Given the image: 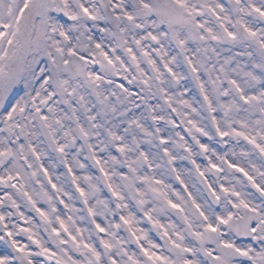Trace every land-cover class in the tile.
<instances>
[{
    "label": "rangeland",
    "instance_id": "1",
    "mask_svg": "<svg viewBox=\"0 0 264 264\" xmlns=\"http://www.w3.org/2000/svg\"><path fill=\"white\" fill-rule=\"evenodd\" d=\"M180 1L185 21L170 32L155 28L140 6L134 19L116 6L125 16L110 27L95 0H0L4 226L14 235L30 226L38 238L30 212L39 213L59 251L53 264L89 263L88 247L77 257L58 244L74 234L72 219L84 234L86 218L96 244L105 241L120 264L117 220L135 211L150 221L165 217L172 178L195 168L190 155L218 159L227 148L242 164L234 167L243 173L238 203L264 211V0H241L238 18L256 33L255 44L236 36V17L220 0ZM71 52L103 54L115 71L104 75L106 83L92 66L69 73L59 62ZM62 224L67 229L56 233ZM253 235L260 243L252 248L255 264H264L262 222ZM9 243L0 240V264H16Z\"/></svg>",
    "mask_w": 264,
    "mask_h": 264
},
{
    "label": "flooded vegetation",
    "instance_id": "2",
    "mask_svg": "<svg viewBox=\"0 0 264 264\" xmlns=\"http://www.w3.org/2000/svg\"><path fill=\"white\" fill-rule=\"evenodd\" d=\"M114 2L119 7L124 4L125 9L131 8L137 11L140 6L143 7L144 13L147 11L152 13L150 0H114ZM182 6L184 9V5ZM151 17L154 19L153 26L156 25L157 29L164 28L171 32L172 27H175L169 26L157 17V20L152 15ZM200 162L203 163L200 170L184 171L179 185L174 184L169 189V194H173L172 197L170 195L163 197V203L167 201L165 210L168 216L165 215L158 221L154 219L150 223L144 222L137 214L123 219L127 230L120 228L123 246L119 256L120 264L238 263V251L231 245H236L233 243L235 239L239 241L244 239L233 234L227 227L229 219L237 208L235 191V188L239 187L237 177L231 171L215 169V159L206 157ZM204 184L210 188L213 198L207 193ZM220 195V204L216 206L214 203ZM174 206H178L179 209L174 210ZM1 211L3 212V207ZM74 226L72 231L76 241H83L79 242L81 245L74 243L75 249H85L86 239L90 257L88 264H117L108 251L103 253L105 259L101 258V252L91 235H88L84 229V234L82 231L79 232L78 221ZM215 229H217L216 232ZM79 233L82 235L79 236ZM129 236H132L133 240ZM166 240L172 241L177 247L167 248Z\"/></svg>",
    "mask_w": 264,
    "mask_h": 264
},
{
    "label": "water",
    "instance_id": "3",
    "mask_svg": "<svg viewBox=\"0 0 264 264\" xmlns=\"http://www.w3.org/2000/svg\"><path fill=\"white\" fill-rule=\"evenodd\" d=\"M228 1L231 4H233L235 2V5L238 8V5H239L238 1H235V0H228ZM103 7H104L105 11L107 12L109 19L111 21H113L114 16L112 14V10L109 7L108 1H105L103 3ZM239 34H240V36H242V38H245V39H248L251 41H254L256 39L255 36L252 33H248L243 26H240ZM65 66H67L69 68H76L77 70H81L82 68H84L85 64H84L83 59L78 58L74 55H71L68 62L65 64ZM247 220H249V219L247 218ZM18 259L20 260L21 264H29V262L26 259H24L20 256H18Z\"/></svg>",
    "mask_w": 264,
    "mask_h": 264
}]
</instances>
